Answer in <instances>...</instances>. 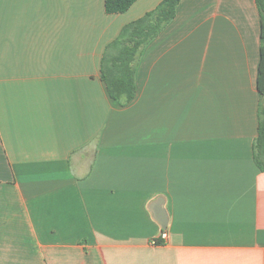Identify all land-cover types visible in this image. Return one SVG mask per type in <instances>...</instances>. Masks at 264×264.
Here are the masks:
<instances>
[{"label": "crops", "instance_id": "crops-1", "mask_svg": "<svg viewBox=\"0 0 264 264\" xmlns=\"http://www.w3.org/2000/svg\"><path fill=\"white\" fill-rule=\"evenodd\" d=\"M160 2L0 0V264H264L255 0H180L120 105L102 56Z\"/></svg>", "mask_w": 264, "mask_h": 264}, {"label": "trees", "instance_id": "trees-1", "mask_svg": "<svg viewBox=\"0 0 264 264\" xmlns=\"http://www.w3.org/2000/svg\"><path fill=\"white\" fill-rule=\"evenodd\" d=\"M136 0H105L107 13L126 11ZM180 0H161L151 11L124 25L103 54L101 79L111 98L120 105L135 96V61L143 46L171 21ZM260 20L259 61L256 87L259 95L257 136L253 143V160L264 171V0H255Z\"/></svg>", "mask_w": 264, "mask_h": 264}, {"label": "built area", "instance_id": "built-area-1", "mask_svg": "<svg viewBox=\"0 0 264 264\" xmlns=\"http://www.w3.org/2000/svg\"><path fill=\"white\" fill-rule=\"evenodd\" d=\"M167 238V233L166 232H162L161 235H160V239L162 240V242ZM152 243L153 244H156V243H160L158 240H152Z\"/></svg>", "mask_w": 264, "mask_h": 264}]
</instances>
